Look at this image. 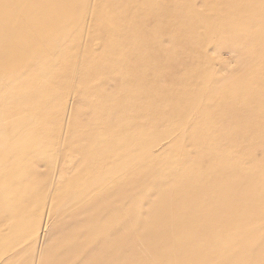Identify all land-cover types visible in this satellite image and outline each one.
<instances>
[{
  "label": "rangeland",
  "instance_id": "374dc122",
  "mask_svg": "<svg viewBox=\"0 0 264 264\" xmlns=\"http://www.w3.org/2000/svg\"><path fill=\"white\" fill-rule=\"evenodd\" d=\"M84 1L67 113L0 137V264H264V0Z\"/></svg>",
  "mask_w": 264,
  "mask_h": 264
},
{
  "label": "crops",
  "instance_id": "0c3cea01",
  "mask_svg": "<svg viewBox=\"0 0 264 264\" xmlns=\"http://www.w3.org/2000/svg\"><path fill=\"white\" fill-rule=\"evenodd\" d=\"M87 5L0 0V137L15 124L67 113L69 92L78 91L92 44Z\"/></svg>",
  "mask_w": 264,
  "mask_h": 264
},
{
  "label": "bare ground",
  "instance_id": "6f19581e",
  "mask_svg": "<svg viewBox=\"0 0 264 264\" xmlns=\"http://www.w3.org/2000/svg\"><path fill=\"white\" fill-rule=\"evenodd\" d=\"M28 48V47H27ZM19 83V82H18ZM95 162V161H94ZM99 164V163H98ZM71 170V169H70ZM89 173V172H88ZM62 177V176H61ZM70 184V183H69ZM104 191V190H103ZM83 203V202H82ZM136 234V233H135ZM156 236V235H155ZM148 237V236H147ZM154 246V245H153ZM146 251V250H145ZM142 254V253H141Z\"/></svg>",
  "mask_w": 264,
  "mask_h": 264
}]
</instances>
